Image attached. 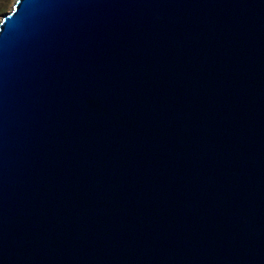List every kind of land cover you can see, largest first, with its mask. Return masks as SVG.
I'll return each instance as SVG.
<instances>
[{"label": "water", "instance_id": "obj_1", "mask_svg": "<svg viewBox=\"0 0 264 264\" xmlns=\"http://www.w3.org/2000/svg\"><path fill=\"white\" fill-rule=\"evenodd\" d=\"M0 264H264V0H15Z\"/></svg>", "mask_w": 264, "mask_h": 264}, {"label": "rangeland", "instance_id": "obj_2", "mask_svg": "<svg viewBox=\"0 0 264 264\" xmlns=\"http://www.w3.org/2000/svg\"><path fill=\"white\" fill-rule=\"evenodd\" d=\"M14 3V0H0V18L3 14H7L12 5Z\"/></svg>", "mask_w": 264, "mask_h": 264}, {"label": "bare ground", "instance_id": "obj_3", "mask_svg": "<svg viewBox=\"0 0 264 264\" xmlns=\"http://www.w3.org/2000/svg\"><path fill=\"white\" fill-rule=\"evenodd\" d=\"M14 2H15V0H14Z\"/></svg>", "mask_w": 264, "mask_h": 264}]
</instances>
